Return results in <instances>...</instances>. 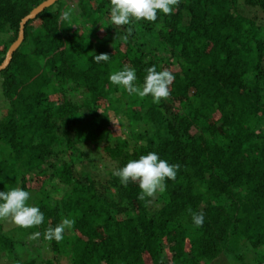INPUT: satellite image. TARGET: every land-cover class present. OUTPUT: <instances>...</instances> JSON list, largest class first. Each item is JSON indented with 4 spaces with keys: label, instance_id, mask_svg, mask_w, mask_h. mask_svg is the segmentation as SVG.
Wrapping results in <instances>:
<instances>
[{
    "label": "trees",
    "instance_id": "obj_1",
    "mask_svg": "<svg viewBox=\"0 0 264 264\" xmlns=\"http://www.w3.org/2000/svg\"><path fill=\"white\" fill-rule=\"evenodd\" d=\"M43 1L0 0V64ZM110 6L58 0L26 23L0 71V191H28L44 213L38 228L0 219V264H264V0H180L123 28ZM101 53L109 60L94 62ZM153 65L175 77L158 105L108 79L128 66L142 86ZM148 152L180 166L150 203L113 175ZM64 218L75 220L64 239L45 240ZM34 232L39 254L23 259Z\"/></svg>",
    "mask_w": 264,
    "mask_h": 264
},
{
    "label": "clouds",
    "instance_id": "obj_2",
    "mask_svg": "<svg viewBox=\"0 0 264 264\" xmlns=\"http://www.w3.org/2000/svg\"><path fill=\"white\" fill-rule=\"evenodd\" d=\"M180 0H110L109 21L112 25L123 28L141 20L155 22L158 14H172L179 6ZM73 9L64 10L61 20L72 26ZM132 27L125 29L124 41L132 34ZM110 56L106 53L93 55L94 62H107ZM143 85L136 83L137 76L134 68L125 66L122 70L111 73L108 77L111 84L121 86L129 95L139 98L151 96L152 103L160 104L161 100H167L170 96V86L175 77L167 69L157 71L155 65L146 69ZM178 164H170L161 159L155 152H148L138 159L129 160L123 167L115 169L113 175L118 177L120 183L127 186L130 182L138 184L139 200L151 202L158 193L166 191L167 180H175ZM30 193L20 187L0 191V219H11L20 228H38L44 221V213L36 206H30L27 202ZM192 223L196 227L203 225V212H193L188 209ZM75 224L72 218H64L55 227L49 226L43 233L47 241L61 242L66 230H71ZM41 236L40 232L31 234L30 239L35 240Z\"/></svg>",
    "mask_w": 264,
    "mask_h": 264
},
{
    "label": "rangeland",
    "instance_id": "obj_3",
    "mask_svg": "<svg viewBox=\"0 0 264 264\" xmlns=\"http://www.w3.org/2000/svg\"><path fill=\"white\" fill-rule=\"evenodd\" d=\"M68 3H69V6L72 5L76 0H67ZM262 12L260 11L259 12V16H262ZM33 30L34 31H37L36 27H37V23H34L33 24ZM120 89H123L121 86H119ZM6 100L5 98L3 97L2 95V77H1V74H0V117L2 116V112H3V109L6 108ZM114 119V118H113ZM112 132H113V135H122V136H125V134L127 133V130L125 128V126L120 123L118 124L116 119L113 120L112 122ZM106 143V141H104V144ZM3 221H5V225H6V229H9L13 226H16L13 222H8L9 219H2ZM26 251L25 252H28L26 256L23 257V259H28L30 257H33V256H38L39 254V241L38 240H29L27 239L26 240ZM251 256V255H250ZM164 260H165V256L162 257ZM5 261V260H3ZM212 264H241V263H235L234 261H231V260H228L226 261L224 258H218L215 262H213Z\"/></svg>",
    "mask_w": 264,
    "mask_h": 264
},
{
    "label": "water",
    "instance_id": "obj_4",
    "mask_svg": "<svg viewBox=\"0 0 264 264\" xmlns=\"http://www.w3.org/2000/svg\"><path fill=\"white\" fill-rule=\"evenodd\" d=\"M58 0H44L43 2H41L38 6H36L35 8H33L31 10V12L26 15L20 22L19 25V31H18V36L17 39L10 44V47L8 48L6 54H5V58L2 61V63L0 64V71L4 70L8 64L11 61L12 58V54L17 50V48L20 46L19 44L22 43L23 39H24V28L26 23L29 20L34 19L39 13H41L44 9L50 7L51 5H53L55 2H57Z\"/></svg>",
    "mask_w": 264,
    "mask_h": 264
}]
</instances>
